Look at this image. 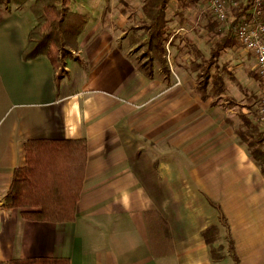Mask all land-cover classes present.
Instances as JSON below:
<instances>
[{"label": "crops", "instance_id": "crops-1", "mask_svg": "<svg viewBox=\"0 0 264 264\" xmlns=\"http://www.w3.org/2000/svg\"><path fill=\"white\" fill-rule=\"evenodd\" d=\"M232 1V23L246 19L252 0H239L238 8ZM99 13L93 38L82 45L89 18L57 88L47 57L23 60L36 25L33 15L0 7V264L34 258H68L71 264H220L214 247L220 230L225 237V227L216 205L227 218L240 264H264V176L233 131L238 111L223 103L234 99L227 94L203 99L195 81L181 75L175 80L179 63L190 59L195 71L203 56L199 48L193 54L172 48L169 62L175 34L167 44L169 83L146 78L117 48L128 30L126 20L118 18V28L112 14L105 22V13ZM177 15L182 28L189 16ZM202 34L207 37L205 28ZM212 47L204 49L212 54ZM231 50L241 54L249 79L255 63L241 58L255 60L242 46L225 50L218 61ZM208 60L199 63L200 71ZM34 139L87 141L74 222L30 221L5 204L15 170L26 165L25 144ZM212 226L217 230L208 235L209 244L205 233ZM228 257L233 262L229 251Z\"/></svg>", "mask_w": 264, "mask_h": 264}, {"label": "trees", "instance_id": "trees-1", "mask_svg": "<svg viewBox=\"0 0 264 264\" xmlns=\"http://www.w3.org/2000/svg\"><path fill=\"white\" fill-rule=\"evenodd\" d=\"M175 0H145L144 18L140 25L131 26L117 41V48L123 52L134 68L148 79L161 80L167 84L171 71L166 59L169 41L168 8ZM105 22L111 9V0H106ZM73 0H0V7L21 15L31 13L36 25L28 35V43L23 52V60L31 61L47 57L56 73L57 88L67 67L68 61L80 49V36L89 23V17L74 11ZM243 9V12H246ZM244 14V13H243ZM181 15V14H180ZM183 20V15H182ZM186 24V22H183ZM237 22H233L226 35L220 34V23L215 19L206 26L207 37L214 42L207 67L200 71L196 64L197 91L203 99H218L230 89L231 80L223 79L220 84L208 87L209 71L225 50L241 46L235 38ZM228 72V71H227ZM250 77L259 80L256 72ZM246 105L239 106L235 100L229 107L238 108L239 123L231 122L233 131L241 144L247 146L253 163L264 176V130L244 108L252 110L261 96L246 91ZM256 107V106H255ZM255 109V108H254ZM26 165L15 170L11 187L6 194L5 204L9 208L22 211L25 219L35 222L66 223L74 222L76 208L80 200L85 178L88 145L84 139L52 140L34 139L25 144ZM219 209L220 222L225 227L228 251L235 264H240L233 237L225 215ZM216 226L205 233L215 236ZM9 264H71L68 258H34L15 260Z\"/></svg>", "mask_w": 264, "mask_h": 264}, {"label": "rangeland", "instance_id": "rangeland-1", "mask_svg": "<svg viewBox=\"0 0 264 264\" xmlns=\"http://www.w3.org/2000/svg\"><path fill=\"white\" fill-rule=\"evenodd\" d=\"M145 0H114V5H112L109 12H106V14H112L111 15V21L115 27H120L118 18L122 17L121 20H126V25L124 26V29H129L133 25H140L143 18V5ZM86 2V1H85ZM84 0H77V5L74 6V11H81L80 13L88 15L90 20V24L86 28V31L84 32L81 42L82 45L85 43L88 44L89 40L93 38L94 33V25L95 21L97 20V14H100L99 12L105 13L106 5L105 3L102 4L101 0H93L87 3H85ZM177 2V3H175ZM175 2H172L168 8V24H169V34H175L178 36V41L176 42L175 46L172 44L168 46L169 48V56L168 60L169 62L172 60V48H187L189 49L192 54L195 52V48H199V50L202 52L203 56L198 57V62H203L205 60H208V58L211 56L210 49H204V48H211L214 44L213 41L209 37H205L202 33L204 28L211 22H213L215 19L212 16V13L210 11V8L208 4L204 2V0H191L186 2H182V0H177ZM86 5V8H82ZM82 10H79L81 9ZM97 13V14H96ZM178 14H182L184 17L189 16V20L187 19V23L181 28ZM107 15V18L109 17ZM122 15V16H121ZM232 17V16H231ZM186 18V17H185ZM107 22V21H106ZM232 25V21L230 16L228 17V20L226 23L221 24L220 23V34L226 35L229 31L230 26ZM180 26V27H179ZM174 32V33H172ZM174 35V36H175ZM96 39V38H95ZM174 52V51H173ZM176 52V50H175ZM240 54L238 52H235L231 50L228 53H225L224 58L220 59L218 61V64L214 66L210 71V77L208 82V87L211 88L214 84H220L221 82V76L223 78L229 77L230 75L225 73L226 68H230V72H233L235 75L241 74L240 79H238V82H235L234 80H231L232 85L230 89L228 90L225 95H228V98H232L236 101V103L239 106H245L246 105V91L253 92L259 96L262 97L264 95V88L260 83V80H254L249 77L247 79L245 75L243 74L244 67L241 68L238 55ZM171 55V57H170ZM241 55V54H240ZM239 55V56H240ZM181 58V57H180ZM231 59L230 61L233 62L232 64L229 62L224 69L223 65L224 62ZM241 58V57H240ZM171 59V60H170ZM243 63L246 64H254L255 62L251 60V58H248L246 56H243L241 58ZM189 60L182 61L179 63L180 65L178 67L174 68L175 73H172V76L175 77V80L177 81L179 75L183 76L186 79H191L192 81L196 82V87L194 89L197 91L198 84H197V73L196 71L190 70L189 67ZM225 105V108L228 109L229 102L223 103ZM256 104H254L255 108ZM246 109L244 108V112H247L251 117L253 116L256 109ZM235 112H237L238 108H234ZM234 118H236L237 115H234L235 113H232ZM253 118V117H252ZM255 120V119H254ZM238 122V121H237ZM221 234L218 236V239L215 243L214 247V253L217 257H221L222 260L220 264H233V262L228 257V250L227 245L224 237V230H220Z\"/></svg>", "mask_w": 264, "mask_h": 264}, {"label": "built area", "instance_id": "built-area-1", "mask_svg": "<svg viewBox=\"0 0 264 264\" xmlns=\"http://www.w3.org/2000/svg\"><path fill=\"white\" fill-rule=\"evenodd\" d=\"M215 19L223 24L229 17L228 0H204ZM239 7V0L231 2ZM249 16L237 22L235 38L240 45L250 52L255 60V72L264 88V0H252ZM255 121L264 130V95L255 107Z\"/></svg>", "mask_w": 264, "mask_h": 264}]
</instances>
